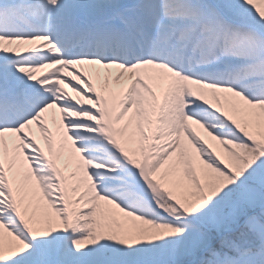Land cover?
Returning <instances> with one entry per match:
<instances>
[{"label": "snow or ice", "instance_id": "1", "mask_svg": "<svg viewBox=\"0 0 264 264\" xmlns=\"http://www.w3.org/2000/svg\"><path fill=\"white\" fill-rule=\"evenodd\" d=\"M0 264H264V0H0Z\"/></svg>", "mask_w": 264, "mask_h": 264}, {"label": "bare ground", "instance_id": "2", "mask_svg": "<svg viewBox=\"0 0 264 264\" xmlns=\"http://www.w3.org/2000/svg\"><path fill=\"white\" fill-rule=\"evenodd\" d=\"M202 131V130H201ZM41 142V144H42V146H43V142H42V140L40 141Z\"/></svg>", "mask_w": 264, "mask_h": 264}]
</instances>
